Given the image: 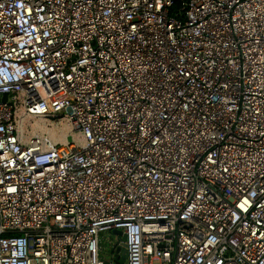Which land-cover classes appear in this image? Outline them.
<instances>
[{
    "label": "built area",
    "instance_id": "built-area-1",
    "mask_svg": "<svg viewBox=\"0 0 264 264\" xmlns=\"http://www.w3.org/2000/svg\"><path fill=\"white\" fill-rule=\"evenodd\" d=\"M173 2L0 0V264H264V0Z\"/></svg>",
    "mask_w": 264,
    "mask_h": 264
},
{
    "label": "rangeland",
    "instance_id": "rangeland-1",
    "mask_svg": "<svg viewBox=\"0 0 264 264\" xmlns=\"http://www.w3.org/2000/svg\"><path fill=\"white\" fill-rule=\"evenodd\" d=\"M35 122L32 123L30 126L28 123H26V129L28 133L34 132H46L47 135L52 140H63L65 137H67L69 134L76 135L75 129L64 119L62 118H53L49 120H44L43 122L41 120H34ZM104 234L108 235V238L110 236L114 238V234L110 231L104 232ZM102 244H107L105 240L102 241ZM101 244V250L103 251ZM108 245V244H107Z\"/></svg>",
    "mask_w": 264,
    "mask_h": 264
},
{
    "label": "water",
    "instance_id": "water-1",
    "mask_svg": "<svg viewBox=\"0 0 264 264\" xmlns=\"http://www.w3.org/2000/svg\"><path fill=\"white\" fill-rule=\"evenodd\" d=\"M6 93H2L0 96L1 100H4ZM68 138V137H67ZM113 232L119 235V241L116 244L115 248L113 249L114 256L112 258V262H109L107 258H102L101 264H121L123 262L125 251H124V234L121 232L120 229H113ZM118 251V252H117Z\"/></svg>",
    "mask_w": 264,
    "mask_h": 264
},
{
    "label": "crops",
    "instance_id": "crops-1",
    "mask_svg": "<svg viewBox=\"0 0 264 264\" xmlns=\"http://www.w3.org/2000/svg\"><path fill=\"white\" fill-rule=\"evenodd\" d=\"M112 233L113 234H115L113 231H112ZM104 237H105V242L108 244H105V245H103L102 244V248H104L103 249V251L101 250L100 251V255L101 256H106L107 254H109L110 252H111V245L113 244V241H114V239H115V236H114V238H112L111 236H110V238H108V235H106V234H104Z\"/></svg>",
    "mask_w": 264,
    "mask_h": 264
},
{
    "label": "trees",
    "instance_id": "trees-1",
    "mask_svg": "<svg viewBox=\"0 0 264 264\" xmlns=\"http://www.w3.org/2000/svg\"><path fill=\"white\" fill-rule=\"evenodd\" d=\"M177 4V0H174L173 2V5L172 6H175Z\"/></svg>",
    "mask_w": 264,
    "mask_h": 264
}]
</instances>
